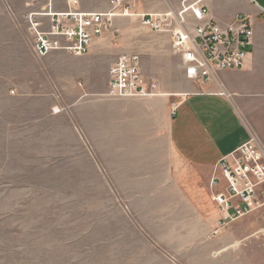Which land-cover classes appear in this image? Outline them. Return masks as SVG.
<instances>
[{"label":"rangeland","instance_id":"1","mask_svg":"<svg viewBox=\"0 0 264 264\" xmlns=\"http://www.w3.org/2000/svg\"><path fill=\"white\" fill-rule=\"evenodd\" d=\"M109 1L79 6L104 12ZM124 1L138 12L177 5ZM215 5L223 25L252 17L242 65L216 75L244 68L257 41L261 60L232 81L255 93L239 106L254 125L246 142L254 137L264 148V11L251 0ZM50 6L62 11L68 0H0V264H264V212L225 223L215 197L228 179L214 168L204 181L206 169L186 164L169 136L165 101L172 116L186 80H220L188 78L168 35L137 16L115 17L85 55L39 56L26 16ZM222 10L238 13L228 21ZM131 53L157 82L154 95H108L110 66Z\"/></svg>","mask_w":264,"mask_h":264},{"label":"built area","instance_id":"2","mask_svg":"<svg viewBox=\"0 0 264 264\" xmlns=\"http://www.w3.org/2000/svg\"><path fill=\"white\" fill-rule=\"evenodd\" d=\"M176 1V7L164 12H138L134 2L110 0V9L99 12L81 9L79 0H68L67 9L55 11L51 5L46 11L28 14L26 19L34 35V52L39 56L60 50L74 56L85 55L113 28L115 17L137 16L143 26L168 35L172 49L181 54L185 75L190 79L210 80L217 70L242 65L254 35L250 15L239 14L234 24L223 25L212 15L209 0ZM141 68L138 54L121 55L110 66L108 95H154L149 87L157 88L158 84L143 77ZM175 112L176 107L172 114ZM260 143L252 137L217 163L228 179L226 192L215 197L223 209L225 223L264 212V148ZM213 184L218 181L214 179Z\"/></svg>","mask_w":264,"mask_h":264},{"label":"crops","instance_id":"3","mask_svg":"<svg viewBox=\"0 0 264 264\" xmlns=\"http://www.w3.org/2000/svg\"><path fill=\"white\" fill-rule=\"evenodd\" d=\"M158 2L160 5L154 10L163 9L162 1ZM209 5L214 17L223 22L224 14L218 12L215 0L209 1ZM223 13L228 14L230 21L238 12ZM260 60L256 41L255 49L251 51L245 67L236 74H231L232 71H222L217 77L220 83L215 81L200 84L199 87L186 80L189 84L188 89L184 90L186 94L174 116L169 112L167 101L163 105L166 118L170 120L169 136L175 153L186 164L205 168L207 172L204 174V181L211 180L214 168L218 170L217 163L220 158L234 151L251 137L249 124L254 128L253 122L251 119L248 120L249 116H244L245 109L240 107L247 98L251 100L255 93L237 88L239 82L235 83L232 78L251 72ZM242 110L244 112L241 113ZM222 187L221 184L220 188Z\"/></svg>","mask_w":264,"mask_h":264},{"label":"bare ground","instance_id":"4","mask_svg":"<svg viewBox=\"0 0 264 264\" xmlns=\"http://www.w3.org/2000/svg\"><path fill=\"white\" fill-rule=\"evenodd\" d=\"M252 2L254 1V0H251ZM253 3H255V2H253ZM255 5L258 7V8H260L261 10H263V8L260 6V5H258L257 4V2L255 3ZM264 11V10H263ZM249 16V15H248ZM235 23V20L234 21H232L231 23H228V24H226V25H232V24H234ZM159 32V31H158ZM162 33V32H161ZM215 78H217V75L215 76Z\"/></svg>","mask_w":264,"mask_h":264},{"label":"water","instance_id":"5","mask_svg":"<svg viewBox=\"0 0 264 264\" xmlns=\"http://www.w3.org/2000/svg\"><path fill=\"white\" fill-rule=\"evenodd\" d=\"M253 2H257V4L260 5L264 10V0H254Z\"/></svg>","mask_w":264,"mask_h":264}]
</instances>
